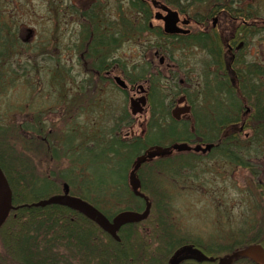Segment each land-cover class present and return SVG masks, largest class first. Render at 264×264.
I'll list each match as a JSON object with an SVG mask.
<instances>
[{
    "label": "trees",
    "instance_id": "trees-1",
    "mask_svg": "<svg viewBox=\"0 0 264 264\" xmlns=\"http://www.w3.org/2000/svg\"><path fill=\"white\" fill-rule=\"evenodd\" d=\"M126 4L123 9L127 10L122 11L120 3L114 1V33L110 20L102 16V23H89L92 27L88 28V35L82 25L78 34L81 35L79 44L83 41L89 44L81 52L90 60L89 70L102 74L114 63L132 84L145 78L147 66H132L134 70L132 67L129 70L125 59L111 58L123 43L137 40L147 31V17L144 22L139 20L143 17L138 18L144 8L141 0H126ZM67 10L66 16L71 17L74 12L71 5ZM127 12H130L128 16ZM9 17L0 10V94L3 86L6 87V76L16 75L18 70L21 73L17 76L31 81L27 78L28 67H33V63L27 60L43 56L45 62L53 60L55 64L52 69L49 66L43 69L44 76L47 74L43 90L47 88L51 96L47 98V105L57 108L60 102L63 114L68 113L70 121L64 129H59L44 119L41 111L30 124L12 125V128L0 124V169L10 187L14 207L0 227V264H220L225 258L230 260L228 264H256L238 256L239 251L250 246L258 245L264 250V208L259 210L263 216L258 219V206L254 207L252 201L256 193L264 196V176L260 174L264 170V85L255 80V72L249 73L240 87L252 109L249 117L252 126L246 127L251 134L246 136L242 134L244 128H233L242 115L241 104L233 97V87L221 78L205 75L199 88L194 90V96L202 100L189 122L176 121L170 114L173 100L178 97L177 83L162 85L158 78L152 77L151 112L145 131L142 136L125 138L121 132L129 127L131 118L124 106L104 99L109 89L104 80L99 79L92 85L91 80H85L71 96L67 95L64 86L67 71L62 69L55 52L72 51L71 48L61 47L58 42L49 49L48 36L38 38L41 42L36 45L37 40L33 42L27 30L28 37H24V32L19 33L17 24ZM57 19L62 21L60 11ZM90 21H94V16ZM73 46L79 52L77 44ZM166 50H163L166 56L173 59L172 50ZM19 55L24 58L22 63L17 62ZM4 60L9 65L15 64L9 67L7 75ZM32 84H24L27 91H34ZM91 91L95 96H87ZM27 100L30 102L26 104L33 106L38 102L35 98ZM84 117L89 121L82 122ZM260 120L262 124L256 125ZM25 134L28 140L23 144L24 149L29 153L43 152L55 170L38 176L29 162L16 153L10 143ZM180 143L213 147L206 154L173 152L171 156L148 161L137 172L143 197L135 196L128 185V173L135 158L151 146L171 147ZM211 157L231 171H249L250 189L241 193L246 201L245 210L239 224L234 226L230 214L224 215L227 211L224 201L212 199L216 217L213 230L205 239L179 228L174 218L173 191L202 189L197 162ZM63 185H67L70 196L88 202L108 219L123 211L143 212L146 203L150 204L149 217L139 224L122 227L116 242L85 217L65 207H29L61 194ZM221 220L229 226L228 231L224 230L226 225Z\"/></svg>",
    "mask_w": 264,
    "mask_h": 264
},
{
    "label": "rangeland",
    "instance_id": "rangeland-1",
    "mask_svg": "<svg viewBox=\"0 0 264 264\" xmlns=\"http://www.w3.org/2000/svg\"><path fill=\"white\" fill-rule=\"evenodd\" d=\"M73 3H79V0L70 1V4L68 0H0V10L8 13V15L10 16L9 20H11L14 24H17L18 32L21 34L24 32V37H28L30 35L28 34L27 36V34H25V30H30L32 32L31 40H33V42L38 38H44L45 36H48L50 39L49 49H52L53 46H56L58 42V44H60L61 42V47L69 46L71 48L72 51H65L63 49L62 52H55V54L60 58V60L59 58L57 59L62 69L67 71L66 83L64 85L67 95L71 96V93L74 92V89H76V87L85 80H91L92 85L97 80L103 79L105 84L107 85L106 88L109 89H114V87H116L114 82H112L113 76H120L121 79H124L126 83H128L124 78V75L120 72L122 71L121 68L117 65H114V63L107 70V72L109 73L108 75H105V73L95 74L88 69L90 67V60L89 58H85L86 54L83 55L81 52L83 48L87 49L89 44L84 43V41L79 44L81 35L79 36L78 32L82 28H86L88 35L89 27L88 23L81 20V16L76 10L72 12L71 17L69 15L66 16V13L68 12L67 8L69 5H71L73 9L75 8L74 6H72ZM255 3V5H257L256 11L260 12L264 10V0H255ZM188 4L192 5L193 8H197V11H200L203 14L212 12L213 10H217V7L221 5V3H219V1L217 0H201L197 3H190L189 1ZM58 11H60V14L62 15V21H58L57 19ZM262 13L263 14L261 15H264V11H262ZM105 18L111 20V16H106ZM152 24L156 26L158 25V23L156 22H153ZM249 24L250 22H248V25ZM252 25L254 24L252 23ZM91 26L92 25H90V28ZM85 36L86 34L84 35V38ZM140 38L142 40L123 43L120 48L114 51L111 59H125L124 61L126 63L127 69L131 70L132 66L139 64L143 60L142 56L139 55L143 50L144 43L147 42V36H142ZM37 42L39 43L41 41L37 40L36 45L38 44ZM75 43L79 48V52H77L75 50V47L73 46ZM30 44L31 41H29V45ZM258 50L262 52V65L264 67V45L261 46V49ZM73 51L75 52V54L73 53ZM152 51L150 59L148 58L149 60H147L151 62V65L147 66V73H153L156 78H160L159 81L162 85L168 86L169 81L158 74L160 70H156L158 59L153 57ZM253 53L254 49H250L249 54ZM183 54L184 56H180L181 58L179 56L178 57L182 60L183 64H186L185 66L190 67L191 65H194L199 61L207 62L205 53L200 52V50L191 48L186 50ZM50 57L52 58L51 51ZM61 57L63 60H61ZM23 59V56L19 55L17 62L22 63ZM27 61L33 63L34 67H28L30 75L27 78L31 81L23 79L22 76H17V74L21 73V70H18V73L16 75L11 74L6 76L5 78L6 87L3 86L0 94V124L4 127L9 128H12V125L13 127H16L20 124L28 122L30 124V122L34 119V116H37L39 112L42 111L44 119H48V121L56 124V127H58L59 129H64L66 124H68L70 121V115L68 113H66L65 115L63 114L62 109L60 108V102L58 103L57 108H55L53 105H47V98H51V96L47 94V88L43 90V86L46 83L45 76L47 75L45 74L44 76L43 69L47 66L52 69L55 66L54 61L52 60L50 61V63L45 62L43 56L38 58L33 57V60ZM247 62H253V58L248 57ZM3 64L4 72L6 73V75L10 70L9 67L13 68V66L15 65L14 62L9 65L7 62H5V60ZM113 66L114 73L111 72L113 70ZM38 68L40 69L39 73L36 72ZM38 74H40V76H38ZM146 78L149 79L148 77ZM145 81L146 80L141 79L134 85L128 84V90L124 92L117 87V90H114V92H112L111 90L109 91L108 89L106 97L104 98L106 101H113V104L124 106L125 110L129 114V117L131 118V123L130 125H128L129 127H124L121 132L122 137L129 138L131 136H142L143 132L145 131V124L148 121L151 112L150 102L149 104L147 103V105L143 108V112L139 115H136L135 117L131 116L129 109V99L133 97L134 91H138L139 87H142L143 91L148 90V87H150L149 82L144 83ZM32 82V85H35L34 91H27L24 84H30ZM20 83H22L23 85H18ZM38 88H40V90ZM92 93L95 92L91 91L87 96H95V94L93 95ZM97 97L102 99L99 95H97ZM28 98L38 99L36 106L26 104V102H30V100L26 101V99ZM175 100L176 99L173 100L174 103ZM85 103L87 102L85 101ZM244 106H247V108L250 107L248 103L244 104ZM247 111H249V108L247 109ZM4 113H6V118L4 117ZM250 115L251 113H249L246 117L249 118ZM86 120L89 121V118H82V122ZM240 126L241 124L240 122H238V124H236L233 128L240 130ZM242 134H246V136L251 134L250 128L244 127ZM16 140L17 141L15 142H11V140L9 139V141L11 142L10 144L13 145L16 153L20 155L23 160H27L29 162L32 170H34V173L36 175L39 176L42 174H48V172L55 170V167L52 165L53 163L43 152L39 151L37 153L35 150H33V152L29 153V151L24 149L23 144L26 140H28L26 134L22 138H18ZM151 141H154V139H152ZM201 147L205 148L206 146L201 145ZM221 164H223V162H217L213 160L212 157L208 160H205V162H197L196 167L199 174L198 182L203 184V188L199 189L196 192H184L177 190L173 191L175 204V213L173 212L175 214L174 218L179 228L181 230H184V232L186 231L191 235L206 239V237L209 236V233L213 230L212 222L216 217V212L214 211L215 208L213 210L212 207V199L216 201L218 198L222 199L226 204L225 207L227 208V211L224 215H226L227 213L230 214L231 224L233 226L237 223L239 224V221L245 210L244 202H246L244 201V199H242L241 193L243 191L245 192L246 190L248 191V188L250 187V181L248 177L249 171H231L230 168L226 167L224 164ZM221 173L222 176H220ZM260 174L264 176L263 169ZM258 192H260L259 189ZM254 195L256 196L252 197V201L254 203V207L258 206L256 215L257 218L260 219L263 216V212H259V210H261L262 207L264 208V196H259L257 193ZM250 205L253 206L252 204ZM204 208H206L207 211H204ZM221 222L226 225L223 220H221ZM227 224L230 225L229 220ZM228 228L229 226L226 225L224 230L228 231ZM186 250L187 249H184L183 251Z\"/></svg>",
    "mask_w": 264,
    "mask_h": 264
},
{
    "label": "flooded vegetation",
    "instance_id": "flooded-vegetation-1",
    "mask_svg": "<svg viewBox=\"0 0 264 264\" xmlns=\"http://www.w3.org/2000/svg\"><path fill=\"white\" fill-rule=\"evenodd\" d=\"M68 1L70 4V1L76 0ZM114 1L79 0V3H73L72 6L75 7L73 11L79 12L81 20L88 23L89 28V23H93L92 25L95 23L100 24L102 23V16H111L110 26L111 31L114 33ZM116 1L120 3L122 11L127 10V8L123 9L125 6L127 7L126 0ZM141 1L144 8L139 13L138 18L143 17L139 20L144 22L145 17H147L145 20L147 31L140 35L137 40H132V42L142 40L140 38L142 36H147V42L144 43L143 50L139 55L143 58L142 62L134 66L138 68L143 65L150 66L151 62L147 60L150 59L151 51L154 50L152 55L158 59V65H156V70H160L158 74L169 81L168 86L174 82L178 85V97L170 112L172 115L173 110L178 111L179 116L174 117L176 121L189 122L192 120V112L198 108L197 104L202 100L200 97L194 96V90L199 88L203 77L209 75L213 78H221L233 87V97L240 102L241 110L244 111L240 118L241 126L239 128L241 130L244 127H250L252 122L246 116L252 112V109L248 107L249 111H247V106H244V104H247V100L241 93L240 87L242 81L247 80V75L252 71L255 72V80L258 81V84L260 86L264 85L262 52L258 50L264 45V15H261L264 10L256 11L255 0H217L221 5L217 7V10L206 14L197 11V8H193L192 5L188 4L189 1L190 3H197L201 0ZM170 13L176 14L174 24L176 32L169 34L164 30V19ZM129 14L130 12H127V16ZM92 16H94V21H90ZM153 22L158 23V25H153ZM248 22H250L249 25ZM28 32L31 37L32 32L30 30ZM169 48L173 52V59H169L164 52H167L166 49ZM191 48L205 53L207 62L199 61L190 67L185 66L186 64H183L179 57L184 56L183 53ZM250 49H254L253 54H249ZM248 57L253 58V62H247ZM111 72L114 73V66ZM120 72L123 74V71ZM108 74V72H105V75ZM152 77L156 78L153 73H147L144 83L149 82L150 84ZM112 82H114V76ZM124 82L126 83L125 80ZM135 83L126 84L128 87V84L134 85ZM126 90H123V92ZM260 92L262 93L263 89ZM149 96L150 87H148V90H144L143 93H140L138 88V91H134L133 97L130 99L144 97L146 106L150 102ZM255 124L261 125L262 120L255 122Z\"/></svg>",
    "mask_w": 264,
    "mask_h": 264
},
{
    "label": "water",
    "instance_id": "water-1",
    "mask_svg": "<svg viewBox=\"0 0 264 264\" xmlns=\"http://www.w3.org/2000/svg\"><path fill=\"white\" fill-rule=\"evenodd\" d=\"M176 14L170 13L165 19L164 30L166 33H175L174 24L176 22ZM114 82L117 87L121 90H126L127 85L120 77H114ZM140 93H143L142 87H139ZM144 97L139 99H130L129 107L130 112L133 116L141 114L143 108L145 107ZM172 116L177 118L179 113L177 110L172 111ZM212 145H207L205 148L201 146H196L195 148L189 147L186 143L183 144H174L172 147H160L152 146L148 148L142 155L138 156L132 164V169L128 174V185L132 193L137 197H143L140 193V181L137 177V171L140 167L150 160L156 158L170 156L173 151L182 153V152H201L206 153L211 150ZM64 193L60 195L51 196L45 200H41L37 203L31 204L29 207L43 208L49 205H57L65 207L71 211L77 212L87 220L94 223L99 227L104 233L109 235L116 242L119 241L118 232L123 226L138 224L145 221L150 213V204L146 203V207L143 212H133V211H123L116 214L111 220L106 218L102 213H100L96 208L87 203L86 201L73 197L69 195L67 185L63 187ZM14 209L12 206V193L10 187L0 169V227L4 224L5 220L8 217L10 211ZM238 256H244L256 264H264V250L261 246H250L244 250L238 252ZM230 260L223 259L220 264H228Z\"/></svg>",
    "mask_w": 264,
    "mask_h": 264
}]
</instances>
